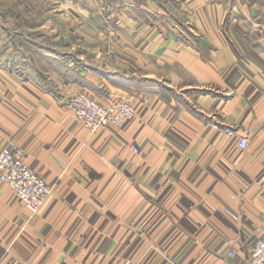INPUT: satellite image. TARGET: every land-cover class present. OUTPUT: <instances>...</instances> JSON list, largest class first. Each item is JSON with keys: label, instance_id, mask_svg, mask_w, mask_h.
Listing matches in <instances>:
<instances>
[{"label": "crops", "instance_id": "1", "mask_svg": "<svg viewBox=\"0 0 264 264\" xmlns=\"http://www.w3.org/2000/svg\"><path fill=\"white\" fill-rule=\"evenodd\" d=\"M53 2L37 20L0 0V152L22 148L51 188L32 215L0 181V264L248 256L264 236V0ZM79 92L135 117L90 133Z\"/></svg>", "mask_w": 264, "mask_h": 264}, {"label": "built area", "instance_id": "2", "mask_svg": "<svg viewBox=\"0 0 264 264\" xmlns=\"http://www.w3.org/2000/svg\"><path fill=\"white\" fill-rule=\"evenodd\" d=\"M68 107L90 133L105 127L119 129L136 114L133 105L125 99L102 104L84 92L71 96ZM247 145V137L238 139L239 149H245ZM0 181L14 191L32 215L40 212L50 196L51 188L37 171L29 167L24 150L11 144L0 152ZM221 264H264V236L254 242L248 256L236 259V250L231 249L228 259Z\"/></svg>", "mask_w": 264, "mask_h": 264}, {"label": "rangeland", "instance_id": "3", "mask_svg": "<svg viewBox=\"0 0 264 264\" xmlns=\"http://www.w3.org/2000/svg\"><path fill=\"white\" fill-rule=\"evenodd\" d=\"M28 1H29L30 7H32V10H34V13L37 17V20L41 19L45 15H49L50 13H52L53 15L54 14H56V15L60 14L58 12V10L50 9V6H54V3H55V2H53L54 0H28ZM19 7H22V6L19 5ZM16 9H20V8H16ZM51 10H52V12H50ZM8 11H9V14H11L10 13L11 9H9ZM3 14H4V12H3ZM99 20H100V24L98 25V27H99V30L101 31V33L106 35L107 37L114 38L117 35L118 30H119L117 23H115L116 22L115 19L113 17H109L106 13H103V14H101V16H99ZM38 42L42 43V42H44V40H38L37 39V43ZM84 93H86V92H84ZM86 94H88V93H86ZM105 104H107V103H105Z\"/></svg>", "mask_w": 264, "mask_h": 264}]
</instances>
